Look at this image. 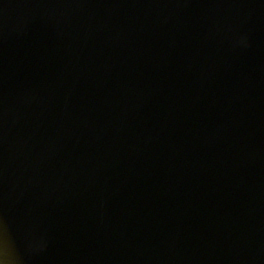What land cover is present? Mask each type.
<instances>
[{"label":"water","instance_id":"water-1","mask_svg":"<svg viewBox=\"0 0 264 264\" xmlns=\"http://www.w3.org/2000/svg\"><path fill=\"white\" fill-rule=\"evenodd\" d=\"M0 264H264V0H0Z\"/></svg>","mask_w":264,"mask_h":264}]
</instances>
